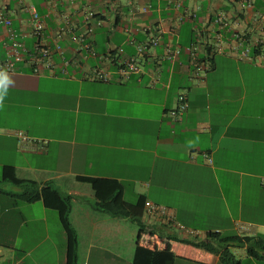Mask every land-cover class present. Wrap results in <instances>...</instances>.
Masks as SVG:
<instances>
[{"label":"crops","instance_id":"1","mask_svg":"<svg viewBox=\"0 0 264 264\" xmlns=\"http://www.w3.org/2000/svg\"><path fill=\"white\" fill-rule=\"evenodd\" d=\"M27 4L45 19L54 71L36 74L27 62L36 40ZM0 10L27 48L14 70L0 68V264L68 257L59 211L19 200L6 166L72 195L77 264H134L138 246L173 252V264H225L180 239L264 235V50L254 51L264 44V0H0ZM11 32L0 23V60L13 58ZM133 55L141 69L129 79L89 77ZM181 91L188 110L175 119ZM19 130L43 142L23 144ZM78 176L117 179L125 199L144 195L166 213L146 216L145 205L142 228L101 211ZM230 249L241 264H264L246 246Z\"/></svg>","mask_w":264,"mask_h":264},{"label":"trees","instance_id":"2","mask_svg":"<svg viewBox=\"0 0 264 264\" xmlns=\"http://www.w3.org/2000/svg\"><path fill=\"white\" fill-rule=\"evenodd\" d=\"M264 50V44L254 46V51L259 53ZM4 178L22 188L17 194L19 200L34 202L42 200L50 208L57 209L67 235L68 257L67 264L78 263V235L72 226L68 214L72 208V195L62 193L51 182L41 183L35 179L22 178L17 175L13 166L4 168ZM78 180L90 184L95 196V207L101 211L115 216L130 217L142 228H147L143 220L146 197L140 195L135 202L128 201L123 196V184L112 178L78 176ZM159 228V227H158ZM153 231L157 228L153 226ZM175 238V237H174ZM185 243L192 244L212 253L220 255L225 264H241L231 246H246L249 256L264 258V235L224 236L219 232H209L203 239H180ZM175 254L170 251H158L144 246H138L134 256V264H173Z\"/></svg>","mask_w":264,"mask_h":264},{"label":"built area","instance_id":"3","mask_svg":"<svg viewBox=\"0 0 264 264\" xmlns=\"http://www.w3.org/2000/svg\"><path fill=\"white\" fill-rule=\"evenodd\" d=\"M253 0H245V4L250 5L252 4ZM26 9L30 14V18L28 21V26L31 27L30 33L36 37L35 45L32 50L28 51V63L32 67L33 73L41 74L43 73L44 69L49 71H54L56 68V60L54 57V48L46 41L45 39V19L39 13L37 8L33 4H27ZM93 12H90V15H93ZM218 20H222V17H219ZM12 18L6 15L2 10H0V23L4 24L6 28L11 32L12 31ZM71 27L70 20H65V25L63 26L64 29H68ZM12 33V32H11ZM13 35V33H12ZM13 42L11 46V53L13 58H9L6 60H0V68L6 70H14L16 68V61L21 60L23 58V50H26V46L24 42L19 41L15 36H12ZM157 44V39H152L149 43L144 44L143 46L139 47V52L145 51L148 45ZM61 55L63 56L64 63H68L69 60L63 54L62 46L57 43L55 46ZM95 53V52H94ZM167 53L170 58L176 57L179 53V49H171L167 48ZM141 69L140 62L137 56H131L126 61H124L121 66L118 67L116 72L112 73L106 69L101 67H95L92 69L90 74L91 79L96 80H104L109 81L112 79H122L127 80L129 79L133 73L139 72ZM188 96L185 91H181L177 95V106L171 110H169V114L175 119H182L184 114L188 110ZM18 139L21 143L25 144H39L43 141H37L32 139L25 131L19 130L17 131ZM146 209L145 215L149 216L153 213H161L165 214L166 211L164 209H160L157 207L155 203L151 200H146L145 202Z\"/></svg>","mask_w":264,"mask_h":264},{"label":"clouds","instance_id":"4","mask_svg":"<svg viewBox=\"0 0 264 264\" xmlns=\"http://www.w3.org/2000/svg\"><path fill=\"white\" fill-rule=\"evenodd\" d=\"M8 82V77L6 74L0 73V84ZM3 98V93H0V100Z\"/></svg>","mask_w":264,"mask_h":264},{"label":"rangeland","instance_id":"5","mask_svg":"<svg viewBox=\"0 0 264 264\" xmlns=\"http://www.w3.org/2000/svg\"><path fill=\"white\" fill-rule=\"evenodd\" d=\"M128 198L129 199H127V200H129V201H134L135 200V199H132V197H129V196H128ZM243 264H246V262L244 263V261H243ZM250 264H253V263H250Z\"/></svg>","mask_w":264,"mask_h":264}]
</instances>
